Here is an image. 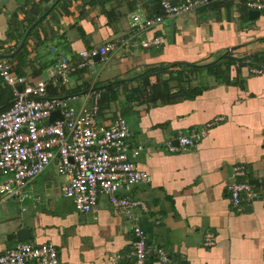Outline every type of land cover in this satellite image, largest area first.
<instances>
[{
	"label": "crops",
	"instance_id": "crops-1",
	"mask_svg": "<svg viewBox=\"0 0 264 264\" xmlns=\"http://www.w3.org/2000/svg\"><path fill=\"white\" fill-rule=\"evenodd\" d=\"M152 1L6 0L0 3V53L16 76L28 83L45 81L48 97L128 82L118 87V101L109 104L98 123L123 118L131 130L130 144L142 147L136 163L150 181L128 195L146 206L137 216L150 247L147 264H264V74L252 76L247 69L250 59L264 52V14L244 7L248 0H210L189 14L135 32L132 15L159 13ZM157 36L164 39L160 48L139 45ZM107 43L116 46L106 60L95 58L66 86H54L59 56L76 60L77 52ZM225 54L249 59L235 62L226 77L194 75L189 91L200 90L197 95L143 103L125 97L148 68L205 66L229 59ZM4 90L0 78V110ZM215 118L222 121L195 148L175 153L164 148L178 133ZM238 167L244 170L241 177L233 174ZM236 181L255 182L254 196L239 207L230 200ZM64 182L54 162L31 182V196L23 204L0 202V254L18 243L16 234L25 228L31 235L25 242L53 244L59 264H134L123 258L135 240L130 222L105 198L95 212L78 214L61 196ZM207 234L214 238L210 247L204 243ZM158 248L167 263L158 261Z\"/></svg>",
	"mask_w": 264,
	"mask_h": 264
},
{
	"label": "built area",
	"instance_id": "built-area-1",
	"mask_svg": "<svg viewBox=\"0 0 264 264\" xmlns=\"http://www.w3.org/2000/svg\"><path fill=\"white\" fill-rule=\"evenodd\" d=\"M208 1L158 0V14L152 18L132 15L130 26L135 32L146 31L165 20L189 14ZM246 7L264 13V0H248ZM163 44V37L157 36L139 45L144 49H158ZM115 46L107 43L77 52L76 60L59 56L53 66L54 86H66L72 74L92 66L95 58L106 60ZM248 73L263 75L264 64L249 65ZM0 78L14 97L11 106L0 112V202L14 199L23 204L31 196V182L56 162L57 174L65 178L60 187L61 196L73 203L78 214L95 212L99 199L105 198L110 207L131 224L135 240L131 251L123 258L134 264H147L150 247L137 216L138 211H146V206L128 194L150 179L136 163L142 147L130 144L132 134L127 122L118 116L108 125L98 123L99 90L81 96L48 97L45 81L26 82L14 74L13 65L4 58H0ZM55 111L60 113L61 119L49 122ZM221 121L222 118H215L199 129L178 133L165 142L164 148L168 153L193 149L207 130ZM243 171L238 167L233 174L241 177ZM253 196L254 187L247 182L236 181L230 187L234 207ZM204 243L210 247L214 238L207 234ZM156 257L161 263L168 262L160 248L156 250ZM0 264H59V261L51 243L18 242L0 254Z\"/></svg>",
	"mask_w": 264,
	"mask_h": 264
},
{
	"label": "trees",
	"instance_id": "trees-1",
	"mask_svg": "<svg viewBox=\"0 0 264 264\" xmlns=\"http://www.w3.org/2000/svg\"><path fill=\"white\" fill-rule=\"evenodd\" d=\"M209 1L207 5L209 4ZM152 2L154 5V9L159 11L158 0H153ZM244 7H246L245 2ZM234 64L235 61L231 59H220L219 61L205 66H196L192 64H170L166 66L161 65L157 67H151L144 70L137 76L136 79L140 80L139 85L135 88H131L130 90H125V97L130 101L135 100L140 103H143L144 99L149 101H151L152 99V101L156 102L157 100L170 101L182 97H189L190 94L192 97L193 95H197V93H199L200 91L198 89H193V92L189 91V89H191L190 87L194 75L206 74L208 76H213L214 78L226 77L229 68ZM262 64H264V52L253 56L250 59V63L246 65L248 69L249 65L260 66ZM151 77H154L156 79V82L154 84L150 83ZM127 83V81H116L93 89L101 91L98 101V117L108 109V106L111 102L118 101V87H124ZM2 84L5 88H8L9 92L7 90H4L7 94L5 99L6 102L5 107L0 110V112L5 111L10 107L11 104L9 103V101L13 99L12 90L3 82ZM82 94L84 93L66 92L63 95L81 96Z\"/></svg>",
	"mask_w": 264,
	"mask_h": 264
},
{
	"label": "water",
	"instance_id": "water-1",
	"mask_svg": "<svg viewBox=\"0 0 264 264\" xmlns=\"http://www.w3.org/2000/svg\"><path fill=\"white\" fill-rule=\"evenodd\" d=\"M258 14V12H256ZM42 18H39L38 21H40ZM224 58H229L235 62H240V61H245V60H248L249 57L248 56H245L244 58H237V57H232V56H229L227 54L223 55ZM0 58H4V56H0ZM99 58V57H97ZM55 119H61V116H60V113L57 111V112H54L51 114L50 118H49V122H52L54 121ZM250 184H253L255 182H249ZM16 237H17V241L18 242H25L27 240H29L31 238V235H30V230L28 229H21L17 232L16 234Z\"/></svg>",
	"mask_w": 264,
	"mask_h": 264
},
{
	"label": "rangeland",
	"instance_id": "rangeland-1",
	"mask_svg": "<svg viewBox=\"0 0 264 264\" xmlns=\"http://www.w3.org/2000/svg\"><path fill=\"white\" fill-rule=\"evenodd\" d=\"M55 112H57V111H55ZM53 113H54V112H53ZM55 120H56V119H55ZM55 120H54V121H55ZM54 121H52V122H54Z\"/></svg>",
	"mask_w": 264,
	"mask_h": 264
}]
</instances>
